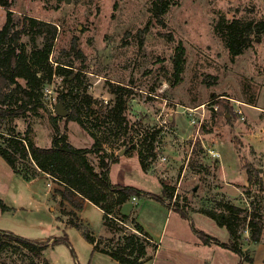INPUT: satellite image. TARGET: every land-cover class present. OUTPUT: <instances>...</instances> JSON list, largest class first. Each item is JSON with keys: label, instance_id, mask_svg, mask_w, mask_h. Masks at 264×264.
I'll return each instance as SVG.
<instances>
[{"label": "rangeland", "instance_id": "rangeland-1", "mask_svg": "<svg viewBox=\"0 0 264 264\" xmlns=\"http://www.w3.org/2000/svg\"><path fill=\"white\" fill-rule=\"evenodd\" d=\"M10 1L17 23L29 14L59 24L50 56L54 67L53 59L71 58L68 50L75 40L84 57L75 59L70 80L58 73L46 80L43 100L47 110L25 117H0V130L14 126L25 133L31 124L30 137L50 147L54 135L51 113L60 116L59 124L74 145L91 147L94 138L88 130L67 116L73 111L71 100L81 102L82 96L92 95L94 102L79 105V113L88 126L96 124L94 130L118 157L111 165V179L155 193L166 180L174 188V204L190 215V219H178L175 212L167 215L168 207L151 197H142L137 204L131 203L132 198L124 203L123 211L135 213L159 244L153 264H186L183 251L196 256V261L197 257L208 259L207 264H240L237 253L223 249L221 254L206 247L191 228L194 222L207 234L227 239L226 226L204 212L193 213L203 206L221 213L227 201L244 209L235 219L238 246L254 257L252 264H264L260 254L264 248V32L242 54L232 55L214 29L219 18H264V0H162L169 3L165 25L157 21L160 0ZM5 20L6 9L0 5V29ZM23 41L30 52V37L24 36ZM36 43L42 46L41 35ZM180 44L185 47L186 63L176 82L173 57ZM120 86L129 103L123 113L126 121L114 131L107 127L108 114L116 100L112 90ZM223 99L233 106L229 117L218 113ZM62 109L67 113L61 114ZM192 116L196 124H191ZM140 150L148 164L146 171L139 160ZM223 157L225 166L221 165ZM89 159L98 167L97 153H89ZM225 172L238 179H222ZM55 187L61 185L45 173L33 180L17 175L0 154V198L8 205L7 210L0 207V228L37 241L67 234L75 251L74 255L64 241L31 251L2 236L0 264H46V260L50 264H120L108 253L95 250L82 230L68 223L77 216L67 214L73 208L70 204L60 205ZM247 212H256L254 220L263 226L259 243L250 239L244 221ZM77 213L100 246L115 248L120 235L135 232L131 219L114 220L111 229L107 228L103 210L92 202H85ZM243 264L251 263L245 260Z\"/></svg>", "mask_w": 264, "mask_h": 264}, {"label": "trees", "instance_id": "trees-1", "mask_svg": "<svg viewBox=\"0 0 264 264\" xmlns=\"http://www.w3.org/2000/svg\"><path fill=\"white\" fill-rule=\"evenodd\" d=\"M0 5L6 9V20L0 29V117L15 118L25 117L28 114L38 115L41 109L47 110L43 100V87L46 80H51L54 73L64 74L67 80H70L69 76L72 73L75 59H82L84 54L78 47L77 40H75L68 50L71 58L62 60L59 56L53 59L54 63H57V66L54 67L50 56L54 50L59 24L29 14H24L20 23H17L14 18L13 1L0 0ZM168 7L169 3L162 0L157 4V21L161 25H165L164 14ZM214 29L224 39L231 54L239 55L264 32V18L248 20L239 17L233 19L219 18L215 21ZM38 35L43 37L42 46L36 43ZM24 36L30 37L32 45L30 52L27 50L26 42L23 41ZM173 62L172 73L177 82L181 79V73L186 63L183 44L177 46ZM63 70L67 73H64ZM121 90H123L121 86L119 89L114 88L112 90L116 94V100L114 106L110 108L108 114L110 125L107 127L114 131H117L126 121V116L123 113L128 107L129 99L123 97ZM126 91L128 94L131 93V90ZM82 98L81 102L77 99L69 102L73 111L67 116V119L79 122L88 130L94 138L91 147L74 145L59 124L60 116L49 113V119L54 129L50 147L40 146L30 137L31 124L28 125L25 133L17 131L16 127L13 126L5 131L0 130V154L9 163L13 171L24 179L33 180L45 173L61 185V187H55L56 197L58 195L61 197L60 205L64 207L66 203L70 204L73 208L67 214L77 216V218L68 219V223L80 228L87 240L94 244L95 250L108 253L120 264H142L153 257L149 254L156 252L159 244L136 219L135 213H122L121 206L134 196L138 198L151 197L163 203L168 201V205L169 203L174 204V188L166 180H162L163 191L158 194L136 186L113 182L110 169L111 165L118 161V157L104 144L103 138L99 137L98 132L94 130L93 126L96 124L92 122L93 125L88 126L86 120L80 115L79 105L85 103L90 106L94 102V98L90 94H86ZM232 111L233 106L229 104L228 100L220 101L218 113L221 116L229 117ZM156 132L159 130L154 133L156 134ZM93 152L98 154V167L89 159V153ZM139 152L140 163L142 168L146 170L148 164L145 162L143 151L140 150ZM247 173L248 180L252 181V172L248 170ZM86 200L103 210V220L107 228L111 229L114 220L131 219L134 223L135 232L120 235L118 246L115 248L100 246L97 237L79 221L77 211L82 210ZM222 205L224 208L221 209V213L205 206L199 208V211L211 216L220 226H226L230 235L229 242H222L218 238L196 229L193 223L191 224L192 229L205 244L214 242L229 248L241 257L240 264H243L245 260L252 264L254 257L245 254L237 243L239 234L235 219L244 209L228 201ZM174 206L183 217L190 219L188 212L175 204ZM0 207L2 210L8 209V205L1 198ZM225 208L228 214L223 212L226 211ZM255 215L256 212H247L244 221H247L251 241L259 243L262 239L263 226L254 220ZM2 236L31 251H35L37 248L43 250L50 244L54 245L64 241L71 247L72 253L75 255L67 234L51 237L46 241H37L0 228V237ZM46 264H50L49 261L46 260Z\"/></svg>", "mask_w": 264, "mask_h": 264}, {"label": "crops", "instance_id": "crops-1", "mask_svg": "<svg viewBox=\"0 0 264 264\" xmlns=\"http://www.w3.org/2000/svg\"><path fill=\"white\" fill-rule=\"evenodd\" d=\"M218 157V156H217ZM123 158H121V160H122ZM127 161V160H126ZM128 162V161H127ZM225 163H226V160H225V158L223 157V159H221V165L222 166H225ZM144 170V169H143ZM144 171H146V170H144ZM221 175V174H220ZM111 176V175H110ZM233 175H229L228 173H226L225 172V174L224 173H222V175L220 176V177H222V179H224V180H237L235 177H232ZM112 180V179H111ZM113 181V180H112ZM113 182H115V181H113ZM115 183H121V184H124V185H132V186H136V185H133V184H130V183H123V182H115ZM245 183V182H244ZM138 188H141V189H144V188H142V187H139V186H137ZM144 190H146V189H144ZM147 191V190H146ZM162 191H163V187L161 188V190L159 191V193L158 194H161L162 193ZM233 192H231L232 194H234L235 192H234V190H232ZM226 194H228V195H230L229 193H226ZM231 194V195H232ZM231 197H235L234 195H232ZM139 199L140 198H138V199H131V203H134V204H137V201H139ZM173 200H175V199H173ZM85 202H91V201H89V200H86ZM231 203H233V202H231ZM171 204V205H170ZM169 205H168V201H166V203H164V205L165 206H167L168 207V211H167V215H168V213L170 214V213H173V212H175L176 213V215H177V218L178 219H180L181 217L180 216H182L181 215V213L178 211V210H176L175 209V206H174V204L173 203H170ZM233 204H235V203H233ZM124 205V204H123ZM123 205L121 206V212H123V213H125V214H127L126 212H124L123 211ZM235 205H237V204H235ZM199 208H201V207H198V208H196V209H194L193 210V213H198V212H201V211H199ZM178 211V212H177ZM179 216V217H178ZM190 216V215H189ZM183 217V216H182ZM138 220V219H137ZM193 224H194V226L196 227V229H198V230H201L194 222H192ZM143 225V224H142ZM144 226V225H143ZM191 228H192V226H191ZM192 231L198 236V234L192 229ZM201 231H203V230H201ZM203 232H205V231H203ZM206 233V232H205ZM210 235V234H209ZM212 236V235H211ZM199 237V236H198ZM213 237H215V236H213ZM217 238V237H216ZM229 238H230V236L227 238V239H225V240H222V239H219L220 241H222V242H229ZM199 241H202V239L200 238V240ZM198 243H200V242H198ZM197 243V244H198ZM204 243V242H203ZM204 245L206 246V247H208V248H210V249H216V251H218V252H220L221 254H222V251H223V249H225V250H230L229 248H226V247H222V246H220L219 244H217V243H211V244H205L204 243ZM158 250H159V248H158ZM158 250L156 251V252H150V254H149V256H153V257H151V258H149V259H147L146 261H144L142 264H144V263H149V264H153L154 263V261H155V258H156V256H157V253H158ZM188 252H186V251H183V261L187 258V263L186 264H207V262H208V259H206L205 260V258H200V257H197V261L195 260V258H196V256H194V255H191V254H187ZM260 254H261V256H262V258L264 257V248H262L261 249V252H260ZM257 256V255H256ZM185 262V261H184Z\"/></svg>", "mask_w": 264, "mask_h": 264}, {"label": "built area", "instance_id": "built-area-1", "mask_svg": "<svg viewBox=\"0 0 264 264\" xmlns=\"http://www.w3.org/2000/svg\"><path fill=\"white\" fill-rule=\"evenodd\" d=\"M204 106V104L202 105V106H200V107H203ZM218 108V106L216 107V108H214V109H217ZM189 111L190 112H194V109H191V108H189ZM234 111H236V112H238V113H240V114H242L243 113V111H242V109L241 108H235L234 109ZM190 114H192V113H190ZM202 117V120H203V117L204 116H201ZM197 123V120H196V118H194V116H192V118H191V124H196ZM199 125H200V123H199ZM137 126H138V124H137ZM145 133V130H143V131H141V135H143ZM214 155H219V154H214ZM161 159L162 160H167V156L166 155H162L161 156ZM133 199H137V197H133Z\"/></svg>", "mask_w": 264, "mask_h": 264}, {"label": "water", "instance_id": "water-1", "mask_svg": "<svg viewBox=\"0 0 264 264\" xmlns=\"http://www.w3.org/2000/svg\"><path fill=\"white\" fill-rule=\"evenodd\" d=\"M59 112H60L61 114H65V113H67V111H66V110H64V109H62V110H59Z\"/></svg>", "mask_w": 264, "mask_h": 264}]
</instances>
